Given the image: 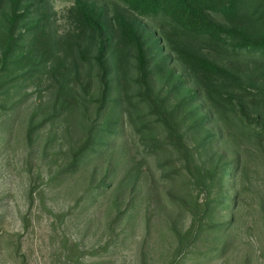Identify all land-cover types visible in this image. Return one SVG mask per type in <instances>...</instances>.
<instances>
[{
  "label": "trees",
  "instance_id": "trees-1",
  "mask_svg": "<svg viewBox=\"0 0 264 264\" xmlns=\"http://www.w3.org/2000/svg\"><path fill=\"white\" fill-rule=\"evenodd\" d=\"M50 1L0 0V111L36 95L27 142L47 126L68 139L49 183L100 169L83 199L111 198V234L169 209L168 264L225 258L249 159H264V0H119L111 15L74 0L64 31Z\"/></svg>",
  "mask_w": 264,
  "mask_h": 264
},
{
  "label": "rangeland",
  "instance_id": "rangeland-1",
  "mask_svg": "<svg viewBox=\"0 0 264 264\" xmlns=\"http://www.w3.org/2000/svg\"><path fill=\"white\" fill-rule=\"evenodd\" d=\"M87 1L105 8L110 15L125 9L119 0ZM73 3L50 1L54 31L68 29L65 18ZM35 103L36 95L17 109L0 111V264H72L76 260L79 264H168L173 249L169 209L163 215L150 210L148 223L140 211L135 214V230L126 222H118L111 234L110 222L116 218L111 198L100 196L92 203L83 199L87 190L99 183L100 169L90 168L49 183L63 168V156L57 155L66 151L68 139L60 134L63 126L52 134L47 126L34 134L32 143L27 142L25 131ZM48 136H52L49 156L43 158ZM132 157L129 154L123 160L121 177L132 165ZM249 161L231 247L225 258L209 264H264V159L255 155ZM106 246L112 250L97 255ZM73 247H78L75 256Z\"/></svg>",
  "mask_w": 264,
  "mask_h": 264
}]
</instances>
